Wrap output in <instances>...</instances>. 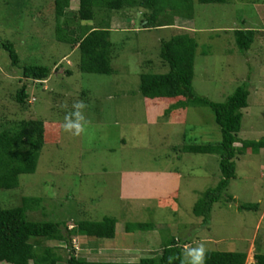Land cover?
Listing matches in <instances>:
<instances>
[{
    "label": "rangeland",
    "instance_id": "rangeland-1",
    "mask_svg": "<svg viewBox=\"0 0 264 264\" xmlns=\"http://www.w3.org/2000/svg\"><path fill=\"white\" fill-rule=\"evenodd\" d=\"M78 8L73 0L68 12ZM144 13L138 8L112 13L113 74L99 75L82 72L79 50L59 41L55 0H0V132L31 118L56 127L36 172L21 175L18 188L0 190V202L14 209L25 198L42 199L29 217L67 223L69 229L81 221L116 219L113 239L73 238L76 254L87 260L139 264L160 256L175 239L192 248L203 243L207 252L264 254V147L238 156L236 178L206 223L193 210L205 192L220 184V157L184 149L222 141L215 114L206 106L147 100L140 91L143 74L170 71L160 56L162 40L194 31L199 45L196 95L224 103L247 84L249 107L243 110L238 137L264 144V0L196 1L192 20L176 18L174 27L161 29H144ZM104 18L99 15L98 22ZM245 29L257 35L251 49L242 52L235 31ZM8 43L14 45L21 68L51 70L47 81L28 82V105L17 100L24 80L2 47ZM81 100L88 105V124L74 136L64 132V117ZM227 198L233 201L227 203ZM256 204V211L239 210ZM138 224L149 227L126 232L127 225ZM42 244L57 248L64 258L70 255L64 242Z\"/></svg>",
    "mask_w": 264,
    "mask_h": 264
},
{
    "label": "trees",
    "instance_id": "trees-1",
    "mask_svg": "<svg viewBox=\"0 0 264 264\" xmlns=\"http://www.w3.org/2000/svg\"><path fill=\"white\" fill-rule=\"evenodd\" d=\"M73 0H55V18L59 41L66 42L79 50L80 69L84 73L111 75L114 43L111 41V20L113 12L129 9H144V29H161L175 26L176 18L192 20L195 2L201 4H224L226 0H78L77 11L69 12ZM105 18L98 22L99 15ZM96 22L94 25H82ZM194 32V31H193ZM192 31L175 34L170 40H162L160 56L167 74H143L140 91L147 100H174L178 107L200 105L212 109L216 123L221 129L222 141L218 144L188 146L185 153L215 154L220 157L222 180L220 184L204 193L194 207V214L208 223L213 207L225 196L233 179L236 178L239 155L249 149L264 147L261 142L241 141L238 137L242 127L243 110L249 107L250 90L247 84L239 87L224 103H214L198 97L193 87L195 63L199 47ZM257 31H235L236 44L247 52L255 42ZM10 55L13 66L20 67V58L12 43L2 46ZM73 48V49H74ZM24 80L17 93V100L28 105V82L43 83L51 76V70L43 66L20 67ZM23 82V81H22ZM55 126L43 120L23 119L0 132V190L16 189L20 176L34 174L39 158L49 137L55 135ZM241 143L242 147H237ZM227 198L226 202H232ZM39 198H25L22 206L5 209L0 202V263L5 264H121L98 262L81 258L72 247L74 237L85 235L93 239L116 237L118 221L105 218L102 222L81 221L69 229L67 223L39 222L29 217V212L41 207ZM259 205H242L241 211H256ZM144 224L127 225L126 232L145 229ZM42 241L64 242L70 250L64 258L57 248L43 246ZM185 244L173 240L162 249L158 257L143 259L139 264H169V257H175L173 264H186L183 259ZM73 248V249H72ZM256 264H264V254L256 252ZM246 252L206 253L205 264H247Z\"/></svg>",
    "mask_w": 264,
    "mask_h": 264
},
{
    "label": "clouds",
    "instance_id": "clouds-1",
    "mask_svg": "<svg viewBox=\"0 0 264 264\" xmlns=\"http://www.w3.org/2000/svg\"><path fill=\"white\" fill-rule=\"evenodd\" d=\"M88 105L84 101L73 103V111L64 117L63 130L65 133L80 136L86 131L87 119L84 115V110ZM207 249L203 243L198 247L192 248L185 246L184 257L186 264H205ZM175 257H169V264H173Z\"/></svg>",
    "mask_w": 264,
    "mask_h": 264
},
{
    "label": "crops",
    "instance_id": "crops-1",
    "mask_svg": "<svg viewBox=\"0 0 264 264\" xmlns=\"http://www.w3.org/2000/svg\"><path fill=\"white\" fill-rule=\"evenodd\" d=\"M247 254H248L247 264H256V261H255V258H254L255 254L253 256H250L249 252Z\"/></svg>",
    "mask_w": 264,
    "mask_h": 264
}]
</instances>
